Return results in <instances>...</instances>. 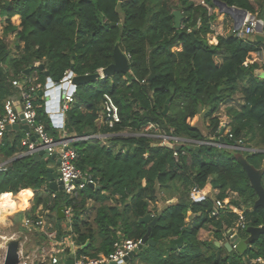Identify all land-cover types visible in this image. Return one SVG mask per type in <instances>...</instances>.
<instances>
[{
  "label": "trees",
  "instance_id": "trees-1",
  "mask_svg": "<svg viewBox=\"0 0 264 264\" xmlns=\"http://www.w3.org/2000/svg\"><path fill=\"white\" fill-rule=\"evenodd\" d=\"M203 1L214 8V0ZM218 1L256 14L253 0ZM256 3L264 5V0ZM175 11L182 15L178 30L174 27ZM16 19L14 24L11 20ZM214 19L215 14L194 0H0V117L5 101L17 94L11 84L15 79L36 75L35 83L43 88L45 71L55 84L71 68L73 76L98 73L113 63L116 45L124 48L129 62L125 75L114 74L77 86L74 102L64 116L67 136L111 135L105 142L89 139L71 145L77 153V168L95 186L86 185L78 198L68 200L62 193L47 189V169L53 160L21 156L0 172L3 213L25 206L31 195L34 204L29 211L49 202L51 210L70 207L74 243L80 254L89 252L90 258H97L111 253L117 240H140L147 228L138 220L154 212L157 222L149 239L155 245H144L131 264H264V235L243 254L215 246L236 218L233 213L212 217L215 200L243 206L248 227L264 225V211H251L256 196L237 163V157L242 156L260 170L264 187V79L257 75L262 70L258 64L247 62L249 53L259 49L256 41L251 44L227 35L217 36L216 45L208 43ZM8 36H12L13 48L8 45ZM36 63L43 71L34 67ZM237 92L242 93L243 104L240 109L224 108L226 127L233 137L223 136V144L231 146L243 139L247 148L252 146L259 152L233 153L184 143L175 157L173 150L157 140L113 135L125 130L136 133L154 123L167 135L193 142L214 137L218 142L221 121L213 115ZM104 94L119 109L121 121L113 129L98 125ZM35 95L36 121L54 136L42 97ZM204 110L211 123L208 136L188 123ZM21 140L18 131L6 130L0 138V157L8 160L25 152ZM208 186L216 192L213 197L206 192ZM193 187L206 194L202 200L190 198ZM158 191L174 192L177 197L175 204L160 213L155 208ZM230 193L238 201H228ZM88 199L94 203L92 209L86 206ZM151 205L155 210L149 209ZM90 210L94 212L91 220ZM127 215L133 222L124 219ZM209 227L214 229L215 241L200 240L199 231ZM179 238L183 240L181 247L175 244ZM87 241L88 247L81 249Z\"/></svg>",
  "mask_w": 264,
  "mask_h": 264
},
{
  "label": "built area",
  "instance_id": "built-area-1",
  "mask_svg": "<svg viewBox=\"0 0 264 264\" xmlns=\"http://www.w3.org/2000/svg\"><path fill=\"white\" fill-rule=\"evenodd\" d=\"M197 5L204 7L208 13L211 12L210 8L205 4L203 0H194ZM240 22L237 26H233V37L240 39L245 42L254 43L256 40V36L260 35L264 38V20L259 18L256 15H252L251 13L246 11V14L243 17L239 16ZM230 33V32H229ZM228 33V35H229ZM254 37V41H249L247 37ZM251 43V44H252ZM259 49L256 52H252L254 54L255 59H259L262 63L261 69L264 72V45L259 43ZM248 63H254L253 59L247 60ZM38 63L34 65V67H38ZM101 70H98V73L101 74ZM70 71L66 74L63 80L59 84L53 83L51 88L56 86H61V89L58 93V113L62 115L63 120L61 122L62 129L64 125V116L68 111L70 105L74 102V94L76 91V87L72 84L71 80L73 74L69 77ZM36 78H28L26 80L15 79L11 81L13 87L17 88L20 91L21 96V104L19 105V111L15 109V104L11 99H7L4 104V115L0 117V138L3 136L6 131V127L8 125H14L19 123L21 120L29 127L31 131L26 134V138L22 141V146L26 147V151L22 153V156L27 155H36L40 151L46 153L48 156H55L59 159V164L57 165V176L58 180L63 185V193L67 196H71V199L77 197V192L84 189L86 185L92 183L90 177H85L82 172L76 166L77 153L72 148V143L78 140L87 141L89 139H102L103 137H108L111 135L102 136L99 134L83 136L79 138H62L60 140H55L52 138L43 124L38 123L36 121V107L33 103L34 96L37 94L39 90L48 91L49 88L45 86L42 88L40 84H36ZM21 117V119H20ZM121 119L119 116V109L117 105L114 103L112 98L104 94L103 102H102V114L100 116V122L103 126L108 129H113L116 125L120 123ZM224 128V127H223ZM158 125L154 123H148L140 128L139 131L133 134H128L129 136H137V137H146L151 138L153 140H157L161 143V146H164L167 143H170L173 146L182 145L185 142H188L185 139H181L178 137H174L172 135H167L162 131ZM117 136H126V134H113ZM228 138H232V134L230 131L226 133ZM32 137L34 139L32 140ZM191 142V141H189ZM200 145L213 146L220 149L225 148H233L237 149L241 152H249L256 153L257 150L247 149L242 147V142L234 141L233 145H225L221 142L214 141H205V142H195ZM174 151V150H173ZM173 155L177 156V151L173 152ZM2 158L0 157V160ZM7 160L0 161V172H4L6 170V162ZM202 194V195H201ZM235 195V194H233ZM236 196V195H235ZM51 199L55 198V194H51ZM205 197V193L202 190H199L197 187H193L190 191V198L195 201H200ZM228 201L229 198H228ZM238 210V211H237ZM221 213H233L236 215L234 219L233 225L229 230L224 232V241H220L221 244L225 242H229L233 251H235L237 245L231 241V239L240 238L238 235V231L246 232L247 220L244 215L243 208L237 209L234 205L225 203L221 200H215L213 204V208L211 211L212 217H219ZM65 216L72 218V210L70 207L64 209ZM9 215L6 216L4 223H0V264H3L4 255L7 247V243L9 241L16 240L19 243L18 247V263L17 264H33V257L26 250L27 242L29 241V236L27 233H24L22 230H17L15 232H5L10 228L9 225H6ZM5 226V227H2ZM22 229H26L27 231H37L42 236L44 241H46L50 248L47 252V259L43 260L46 264H61L60 255L64 251L63 247H61V242L63 241L57 238V233L53 230L51 225H48L45 217V213L43 214H32L29 216H25L21 222ZM9 231V230H8ZM242 240V239H241ZM140 243V240H132V239H120L114 242L113 251L107 255H100L97 258H90L86 256H76L73 252L74 260L73 264H110L112 262L116 264H127L123 262V259L132 252Z\"/></svg>",
  "mask_w": 264,
  "mask_h": 264
},
{
  "label": "water",
  "instance_id": "water-1",
  "mask_svg": "<svg viewBox=\"0 0 264 264\" xmlns=\"http://www.w3.org/2000/svg\"><path fill=\"white\" fill-rule=\"evenodd\" d=\"M120 1H123V0H120ZM213 3L219 13L228 15L235 20V24H234L235 27L239 23L236 21V17L237 16L243 17V15L246 14L245 10L238 9L235 7H229L225 3L218 1V0H214ZM173 16H174V24H175L174 27L176 30H178L180 29L181 23H182L181 12L175 11ZM193 35H194L193 31H191L189 33V36L193 38L194 37ZM255 40L257 43H262L264 45V38L261 37L260 35H257ZM38 69L40 71H43V66H38ZM128 71H129V62H128V57L125 55L124 48L122 46L116 45L113 50V63L107 66L106 68L102 69L101 74L95 73L92 75L73 76L71 82L75 87H77L79 85H85L88 83H92L95 80L108 77V76H112L114 74L125 75L128 73ZM72 74H73V68L70 69V73L68 76L70 77ZM257 75L264 79V72L262 70L258 71ZM44 76L46 78V87L49 88V90L47 91L48 93L44 95V92L42 90H39L37 92V95L39 97L44 96L45 100L48 102V104L45 107V111L46 113H48V116H49V119L52 125L55 128L62 129L61 122L63 120V117L61 114L58 113V109H57L59 106V101H58L59 99L57 96H58L59 90L61 89V86H56L54 88H51L53 83L51 79L49 78V73L45 71ZM173 94H174V91L171 90V95ZM171 97H169L165 101L164 110H163L164 115L168 111V106L170 104ZM17 111H19V109ZM205 113L206 111L204 110L202 111L200 115L204 116ZM10 129H13V130L21 129L25 131L26 133L30 132V134H32L31 131L29 130V127L22 120L17 124L8 125L6 127V130H10ZM222 132L223 130L220 131V138H219V142L221 143L224 142ZM33 139L34 137H32V140ZM164 147L169 150L179 151L182 146L181 145L173 146L170 143H167L164 145ZM38 155L43 157L44 159L55 160L56 165L59 164V159H57L55 156H48L46 153L42 151H40ZM237 163L241 166L242 170L245 172L248 183L250 187L252 188V190L254 191L255 196H256V199L253 203L251 211H256L259 208L264 211V187L262 185V177H263L262 172L260 170L254 169L251 165L247 163L246 159L242 156L237 157ZM46 181L48 184V188L52 192L63 191L62 183L58 180L57 174L54 173V170L51 168L47 169ZM90 185L92 187L95 186L94 183H90ZM57 216L59 219H62L65 217L64 207H60L57 209ZM138 222L147 227L146 233L140 239V243L138 244V246L123 259V262L125 263H128L130 260H132L136 256L137 252L144 247V245L146 244L151 245V246L155 245V242H152L149 239V235H150L152 227L157 222V217H154L151 214H146L145 216L141 217L138 220ZM246 234L248 236L246 240H243V239L241 240L235 237L231 239V241H233V243L237 245L235 251L239 254H243L247 250L248 247H250L255 241L259 239L261 235H264V225L259 226V227H252V226L247 227ZM182 242H183L182 238H179L177 241H175V244L177 245V247H181ZM88 245H89V241H87L86 244L83 247H81V249L87 248ZM215 246L217 248L223 247L229 253L233 251L229 242L223 243L222 246L219 242H215ZM18 247H19V243L16 240L9 241L7 243L3 264H17L18 263ZM73 260H74V255L71 254L69 255L68 259L65 261V264H73ZM110 264H116V263L112 262Z\"/></svg>",
  "mask_w": 264,
  "mask_h": 264
},
{
  "label": "crops",
  "instance_id": "crops-1",
  "mask_svg": "<svg viewBox=\"0 0 264 264\" xmlns=\"http://www.w3.org/2000/svg\"><path fill=\"white\" fill-rule=\"evenodd\" d=\"M210 10H211V12H210V14H216V12H217V14L215 15V16H217V17H220L219 19H217V25H213V22H214V20L212 21V24H211V31H212V33L211 34H208L207 35V41H208V43L209 44H212V45H216L217 44V36H227V34L226 35H223V31H224V29L226 28L227 29V33H229V30H230V28L232 27V26H234V24H235V20L232 18V17H230V16H228V15H224V14H222V13H219L218 12V10H217V8L214 6V8L212 9V8H210ZM216 20V19H215ZM237 21V20H236ZM215 27H216V29H217V31H215L216 29H215ZM252 43V42H251ZM253 59V61H254V63H257L258 64V66L261 68V65H262V63H261V61L259 60V59H255L254 58V54L253 53H249V56H248V59L247 60H250V59ZM28 78H36L37 79V77H36V75H31V76H29V77H25V78H22V79H19V80H26V79H28ZM16 90H17V94H14V95H12V96H10V97H8V99H11L12 101H13V103L15 104V109L16 110H18L19 109V105L21 104V96H20V91L17 89V88H15ZM44 92V95L46 94V93H48L47 91H43ZM42 100H43V102H44V107H46V105L48 104V102L45 100V97L44 96H42V98H41ZM46 112V111H45ZM47 115H48V113H46ZM49 117V116H48ZM50 124H51V126H52V128L55 130V132H54V134L57 136V138H55L56 136L54 135H52V134H50L49 132H47L52 138H54L55 140H60V139H62V138H79V137H74V135L73 134H71V136H67V134H65V132L63 131V129H58V128H55L53 125H52V123H51V121H50ZM98 125L99 126H101V122H100V120L98 121ZM16 131H18L19 132V134H21L22 135V140H21V144H22V141L26 138V132L25 131H23V130H21V129H18V130H16ZM99 135H101V137L102 136H105L106 134H102V133H98ZM83 137V136H82ZM108 137H103L102 139H97V140H99V141H102V142H105L106 141V139H107ZM78 141H81V140H78ZM76 142V141H75ZM22 156V153H19V154H16L15 155V157L14 158H12V159H8L6 162H7V164H6V169H7V167L9 166V164H10V162L13 160V159H15V158H18V157H21ZM37 156H39V155H37ZM2 160H5V159H1L0 161H2ZM54 161V164L52 165V167H51V169H53L54 170V173H56L57 174V165H56V162H55V160H53ZM95 185V184H94ZM47 186H48V184H47ZM47 189H49L48 187H47ZM50 190V189H49ZM210 191L211 190V186H208V188L206 189V192L207 191ZM51 191V190H50ZM81 191V190H80ZM80 191H78L77 192V197L76 198H78L79 197V192ZM208 191V192H209ZM207 192V193H208ZM163 193V192H162ZM166 194V193H165ZM206 195V194H205ZM174 198L175 199H177V197L176 196H174ZM173 198V199H174ZM177 202V201H176ZM175 202V203H176ZM20 203V202H19ZM19 203H18V205H19ZM91 204V206H90V208L92 209V207L94 206V203H93V201L92 200H90V199H88L87 201H86V206H88V204ZM175 203H171V204H175ZM34 203H33V200H32V195L31 196H29V197H27V202H26V205L25 206H20L16 211H14L13 213H10V214H4L3 213V211L0 209V223H4V221H5V218H6V216L7 215H9L10 217H9V219H8V223H7V225H9L10 227H13V226H15V223L17 224V221H16V217H17V215H20L21 216V218L23 219L25 216H29V215H32V214H43V213H45V217H46V219L48 218V215L49 214H55V216H57V209H55V210H51L50 209V205H51V203L49 202L47 205H46V207L44 206V205H38L35 209H33L32 211H29V210H31V207H32V205H33ZM109 204H111V205H114L115 204V201H110V203ZM168 205H170V204H168ZM168 205H166V206H168ZM165 206V207H166ZM49 207V208H48ZM89 207V206H88ZM165 207H163L160 211H157L158 213H160ZM242 207V206H241ZM118 208L119 209H121L122 208V206H121V204H119V206H118ZM235 208H237L236 206H235ZM243 208V207H242ZM64 209H66V208H64ZM238 209V208H237ZM240 209V208H239ZM94 211V210H93ZM238 211V210H237ZM26 212H29L28 214H26ZM94 212H92V214H93ZM149 214H151L152 216H154V212H151V213H149ZM188 214H190V213H188ZM155 217V216H154ZM57 218H58V216H57ZM64 218H67L68 220H69V222L68 223H70L71 224V219L69 218V217H67V216H65ZM59 219V218H58ZM63 219V218H62ZM125 220H127V221H129L130 223L131 222H133V220H132V218H130V216L129 215H127V216H125V218H124ZM187 221H189L188 219H187ZM139 223V222H138ZM140 224V223H139ZM18 225H19V230L21 229V222H18ZM147 228V227H146ZM208 231H206V233H212V239H207L206 241H215V239H214V229L213 228H211V227H209V228H206ZM206 229H203V230H200L199 231V234H198V238L200 239V240H202L200 237H201V232H205V230ZM72 230H71V227H68V229H67V231H65V232H63L62 234H61V238H60V240H63V241H59V242H61V244H63V245H65V244H67L66 243V238L68 237V235H70V234H72V232H71ZM27 235L29 236V241L27 242V245H26V250H27V252L28 253H30V255L33 257V264H46L45 262H43V260H46L47 259V252H48V250H49V248H50V245L46 242V241H44V239H43V236L39 233V232H37V231H33V230H31V231H28V233H27ZM224 237H225V235H224V233L222 232L221 233V239H220V241H224ZM57 238H58V235H57ZM126 239V238H125ZM122 240V239H121ZM204 240V239H203ZM205 241V240H204ZM220 241H215V242H219L220 244H221V242ZM69 248H64L63 247V252L61 253V255H60V261H61V264H65V261L68 259V257H69V255H71V254H73V252L75 253L76 252V250H77V246H76V244L74 243V238H73V241H69ZM223 244H221V246H222ZM62 247V246H61ZM86 257H89V256H86ZM255 261H252V263H254Z\"/></svg>",
  "mask_w": 264,
  "mask_h": 264
},
{
  "label": "rangeland",
  "instance_id": "rangeland-1",
  "mask_svg": "<svg viewBox=\"0 0 264 264\" xmlns=\"http://www.w3.org/2000/svg\"><path fill=\"white\" fill-rule=\"evenodd\" d=\"M123 1H126V0H123ZM253 1H255L254 2V7H255V11H256V14H252V15H256V16H258L259 18H262L263 20H264V5H258L257 3H256V0H253ZM216 14H217V12H216ZM215 14V15H216ZM220 17H217V16H215V19H214V22H213V25H217L216 23H217V19H219ZM14 24H17L18 23V20L16 19V20H11ZM215 29H216V27H215ZM234 29H233V26L230 28V30H229V35H233V33H232V31H233ZM215 31H217V29L215 30ZM227 31V29L225 28L224 29V31L222 32L223 33V35H228V33L226 32ZM0 35H1V24H0ZM247 40H249V41H254V37H251V36H249V37H247L246 38ZM7 41H8V45H9V47L10 48H13V45H12V36H8V38H7ZM243 104V95H242V93L241 92H237L234 96H233V98L231 99V100H228L225 104H221L220 105V107H219V109H218V111L213 115V116H218L219 117V119H220V124H219V126L221 127V130H223V132H222V136H225L226 135V133L230 130L229 129V127H226V122H227V120L224 118V113H225V107L226 106H232V107H234V108H236V109H240L241 108V105ZM202 113V112H201ZM206 116V113H205V115L204 116H201L200 114H198L197 116H195L194 118H192V119H190L189 121H188V123L191 125V126H196V127H198V129L202 132V134L203 135H205V136H208L209 135V133H210V117H205ZM223 127H225V128H223ZM161 133H162V131H161ZM122 134H126V136H124V137H128L129 135L128 134H133L132 132H130L129 130H125ZM214 137H211L210 138V140H211V142H214V139H213ZM188 142H185V143H195V142H193V141H191V142H189L190 140H187ZM241 142H242V147L243 148H247L246 146H245V142H244V140L242 139L241 140ZM225 149H227L228 151H231V152H233V153H240L241 151H239V150H237V149H233V148H225ZM248 149V148H247ZM249 149H254V150H257L255 147H252V146H250V148ZM258 151V150H257ZM259 152V151H258ZM244 153H249V152H244ZM36 155H38V154H36ZM209 191V190H208ZM207 191V192H208ZM212 190H210L208 193H210L209 195H212L211 197H213L214 196V194L216 193V192H211ZM60 193H62L68 200H70L71 199V196H67V195H65L64 193H63V191H59ZM157 201H156V205H155V208H156V211H160L163 207H165L166 205H168V204H171V203H175L176 201H177V199H175L174 198V196H175V194H174V192H168V193H162V192H160V191H158V193H157ZM174 198V199H173ZM229 200H234V201H238V198L235 196V195H233V194H229ZM88 206H89V208H90V206H91V204L89 203L88 204ZM154 206V205H153ZM153 206L151 205L150 207H149V209L150 210H155V208H153ZM243 207V206H242ZM241 207V208H242ZM240 208V209H241ZM243 210H244V208H243ZM89 212V218H90V220L93 218V214H92V212H91V210L90 211H88ZM16 221H17V224L15 223V226H13V227H10V228H8V230H6L7 228H5L4 230H5V232H15V231H17L18 229H19V225H18V222H22V218H21V216L20 215H17V217H16ZM46 221H47V223H48V225H51V227L53 228V230L57 233V235H58V239H60L61 238V234L63 233V232H65V231H67V229H68V227H71V224L70 223H68L69 222V220L67 219V218H63V219H58L57 218V216H55V214H49L48 215V218L46 219ZM72 222V221H71ZM6 223H8V222H6ZM7 225V224H6ZM2 227H5V226H2ZM20 230H22L24 233H28V231L26 230V229H22V227H21V229ZM206 231H208L207 229L205 230V232L203 233V232H201V239L203 240H207V239H212V233H206ZM224 233V232H223ZM238 235L240 236V238L241 239H243V240H246L247 239V234H246V232H244V231H238ZM73 237H74V234H70V235H68V237L65 239L66 240V243L67 244H65V245H63V244H61V246L62 247H64V248H69V241H73ZM77 246V245H76ZM79 249H80V247H78L77 246V250H76V252H75V254H76V256H89L88 254H89V252H84L83 254H80V252H79ZM127 264H131V263H127ZM136 264V263H135Z\"/></svg>",
  "mask_w": 264,
  "mask_h": 264
},
{
  "label": "bare ground",
  "instance_id": "bare-ground-1",
  "mask_svg": "<svg viewBox=\"0 0 264 264\" xmlns=\"http://www.w3.org/2000/svg\"><path fill=\"white\" fill-rule=\"evenodd\" d=\"M237 22H240L239 16L236 17ZM55 97V96H54Z\"/></svg>",
  "mask_w": 264,
  "mask_h": 264
}]
</instances>
